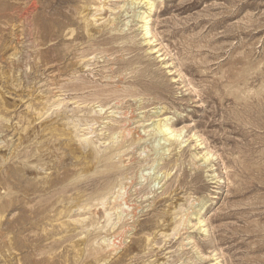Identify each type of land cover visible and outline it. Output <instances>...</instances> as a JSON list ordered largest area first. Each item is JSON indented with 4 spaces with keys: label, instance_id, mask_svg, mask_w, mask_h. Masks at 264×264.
<instances>
[{
    "label": "rangeland",
    "instance_id": "rangeland-1",
    "mask_svg": "<svg viewBox=\"0 0 264 264\" xmlns=\"http://www.w3.org/2000/svg\"><path fill=\"white\" fill-rule=\"evenodd\" d=\"M35 1L0 0V264H264V0Z\"/></svg>",
    "mask_w": 264,
    "mask_h": 264
},
{
    "label": "bare ground",
    "instance_id": "bare-ground-1",
    "mask_svg": "<svg viewBox=\"0 0 264 264\" xmlns=\"http://www.w3.org/2000/svg\"><path fill=\"white\" fill-rule=\"evenodd\" d=\"M146 1H147V0H146ZM142 2H143V1H142ZM135 4H136V3H135ZM51 7H52V6H51ZM102 7H103V6H102ZM38 8H39V7H38V2L34 0L33 8H31V10H27V11L25 10V11H26V13H34L36 10H38ZM55 8H56V7H53V8H51V9H49V10L55 12V11H54ZM32 10H33V11H32ZM57 10H58V9H57ZM23 11H24V10H23ZM31 11H32V12H31ZM19 13H20V12H19ZM112 13H113V12H112ZM144 16H145V14H144ZM146 16H147V15H146ZM93 20H94V19H93ZM100 21H101V20H100ZM110 25H111V24H110ZM110 25H109V26H110ZM87 103H88V102H87ZM63 105H64V104H63ZM108 105H109V104H108ZM116 106H117V105H116ZM103 109H104V108H103ZM93 110H94V109H93ZM95 111H96V110H95ZM97 111H99V109H98ZM100 111H101V110H100ZM102 111H104V110H102ZM112 111H113V110H112ZM129 112H130V111H129ZM132 112H133V111H132ZM94 113H95V112H94ZM96 113H98V112H96ZM100 113H103V112H100ZM123 113H124V112H123ZM115 116H116V115H115ZM117 116H118V115H117ZM117 116H116V117H117ZM126 117H127V116H126ZM121 118H122V117H121ZM114 119H115V118H114ZM122 119H124V118H122ZM107 120H108V119H107ZM110 120H111V119H110ZM158 122H159V120H158ZM110 123H112V122L110 121ZM120 124H121V123H120ZM158 124H159V123H158ZM124 127H125V126H124ZM154 127H155V126H154ZM157 127H158V125H157ZM74 128H75V127H74ZM166 128H168V127H166ZM119 129H120V128H119ZM130 129H131V128H130ZM157 129H158V128H157ZM163 129H164V128H163ZM131 130H133V129H131ZM158 130H159V129H158ZM118 131H119V130H118ZM127 131H128V130H127ZM129 131H130V130H129ZM138 131H139V129H138ZM169 132H170V131H169ZM112 134H113V133H112ZM116 134H117V133H116ZM116 134H114V135H116ZM125 134H126V133H125ZM123 135H124V134H123ZM116 136H117V135H116ZM128 136L130 137V135H128ZM117 137H118V136H117ZM119 137H120V136H119ZM129 137H128V138H129ZM89 138H90V137H89ZM113 138H114V136H113ZM113 138H111V139H113ZM80 139H81V138H80ZM124 139H125V137H124ZM136 139H137V138H136ZM83 140H85V139L83 138ZM87 140H88V139H87ZM89 140H90V139H89ZM108 140H109V139H108ZM115 140L117 141V139H115ZM125 140H126V139H125ZM125 140H124V141H125ZM80 141H82V140H80ZM112 141H113V140H112ZM112 141H111V142H112ZM118 141H119V140H118ZM83 142H86V141H83ZM97 143H98V142H97ZM99 143H100V142H99ZM107 143H108V142H107ZM109 143H110V142H109ZM114 143H115V141H114ZM86 144H87V143H86ZM103 144H104V143H103ZM126 144H127V143H126ZM134 144H135V143H134ZM110 145H111V144H110ZM131 146H133V145H131ZM125 147H126V146H125ZM124 149H126V148H124ZM128 150H129V149H128ZM169 150H170V149H169ZM115 152H116V151H115ZM117 152H118V151H117ZM119 153H120V152H119ZM134 153H135V152H134ZM114 154H115V153H114ZM114 154H113V155H114ZM116 155H117V154H116ZM124 155H125V154H124ZM132 155H133V154H132ZM118 156H119V154H118ZM122 156H123V155H122ZM133 156H134V155H133ZM133 156H132V157H133ZM139 157H140V156H139ZM117 158H118V157H117ZM131 160H132V159H131ZM193 161H194V160H193ZM126 162H127V161H126ZM129 162H130V161H129ZM117 195H118V194H117ZM121 196H122V195H121ZM117 197H119V195H118ZM122 197H123V196H122ZM119 198H120V197H119ZM119 198H118V200H119ZM115 199H116V198H115ZM113 200H114V199H113ZM123 200H124V199H123ZM123 200H121V201L123 202ZM119 201H120V200H119ZM124 203H126V202H124ZM124 203H123V204H124ZM126 205H127V204H126ZM113 207H114V206H113ZM121 207H122V206H121ZM124 207H125V206H124ZM126 207H129V205L126 206ZM180 207H181V206H180ZM124 209H125V208H124ZM127 209H128V208H126L125 210H127ZM129 210H130V209H129ZM174 210H175V209H174ZM178 210H180V209H178ZM109 211H110V210H109ZM113 211H114V210H113ZM110 212H111V211H110ZM121 212H122V210H121ZM126 212H127V211H126ZM174 212H175V211H174ZM178 212H179V211H178ZM108 213H109V212H108ZM114 213H115V211H114ZM122 213H123V212H122ZM105 214H107V213L105 212ZM110 214H112V213H110ZM121 215H124V214H121ZM121 215H120V216H121ZM116 216H117V215H116ZM118 216H119V215H118ZM118 216H117V217H118ZM120 216H119V217H120ZM130 216H131V215H130ZM176 216H177V215H176ZM178 216H179V215H178ZM113 217H114V216H113ZM119 217H118V218H119ZM131 217H132V216H131ZM107 218L109 219V217H107ZM118 218H117V219H118ZM120 219H121V218H120ZM120 219H119V220H120ZM132 219H133V218H132ZM181 219H182V218H181ZM124 220H125V219H124ZM173 220H174V219H173ZM186 220H187V219H186ZM182 221H183V220H182ZM184 221H185V220H184ZM111 222H113V221H111ZM111 222H110V224H111ZM117 222H118V221H117ZM188 222H189V220H188ZM179 223H180V222H179ZM181 223H182V222H181ZM112 225H114V224H112ZM115 225H116V223H115ZM114 227H115V226H114ZM132 227H133V226H132ZM112 228H113V226H112ZM177 228H178V227H177ZM122 229H123V228H122ZM122 229H121V230H122ZM125 229H126V228H125ZM128 229H129V228H128ZM128 229H127V230H128ZM178 229H179V228H178ZM185 229H186V228H185ZM112 230H113V229H112ZM174 230H176V229L174 228ZM118 231H119V230H118ZM131 231H132V229H131ZM124 233H126V232H124ZM124 233H123V234H124ZM119 234H120V233H119ZM136 235H137V234H136ZM113 236H114V235H113ZM115 236H116V234H115ZM118 238H119V237H118ZM111 239H112V238H111ZM120 239H121V237H120ZM107 240H108V239H107ZM112 240H113V239H112ZM112 240H111L110 242H108V245H107V246H108L109 248H111V249H115L117 245L119 246V243H116L117 240H115L116 242H115V241H112ZM123 240H124V239H123ZM125 240H126V239H125ZM120 241H121V240H120ZM104 242H105V241H104ZM104 242H103V243H104ZM105 244H106V243H105ZM102 245H103V244H102ZM121 245H122V244H121ZM113 252H114V251H113ZM113 252H111V253H113ZM111 253H110V254H111ZM114 253H115V252H114ZM114 253H113V254H114Z\"/></svg>",
    "mask_w": 264,
    "mask_h": 264
}]
</instances>
